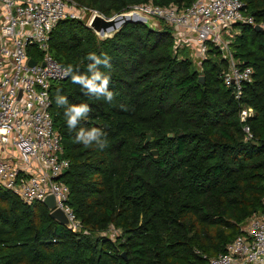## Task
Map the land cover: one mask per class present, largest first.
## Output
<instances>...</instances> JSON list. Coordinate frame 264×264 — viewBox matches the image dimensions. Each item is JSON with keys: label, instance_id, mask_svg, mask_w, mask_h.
<instances>
[{"label": "trees", "instance_id": "1", "mask_svg": "<svg viewBox=\"0 0 264 264\" xmlns=\"http://www.w3.org/2000/svg\"><path fill=\"white\" fill-rule=\"evenodd\" d=\"M75 1L110 15L133 3L190 0ZM242 1L264 22V0ZM235 25L233 53L252 68L239 99L222 82L219 51L209 48L198 71L173 47L168 27L126 21L102 39L78 19L52 27L49 52L73 68L51 82L48 109L68 159L61 177L78 227L0 187V264H206L250 213L264 212V27ZM89 53L110 57L111 67L99 70L110 76L111 102L71 79L91 75ZM57 94L68 103L57 106ZM80 104L90 111L69 129L65 109ZM241 105L252 108L249 140ZM91 128L106 134L105 149L76 142L81 129ZM110 226L118 229L113 238Z\"/></svg>", "mask_w": 264, "mask_h": 264}, {"label": "built area", "instance_id": "2", "mask_svg": "<svg viewBox=\"0 0 264 264\" xmlns=\"http://www.w3.org/2000/svg\"><path fill=\"white\" fill-rule=\"evenodd\" d=\"M124 11L167 23L172 27L173 46L189 44L199 67L208 49H217L218 57L225 61L222 82L239 99L243 84L251 80L252 68L234 55L231 28L238 23L264 27L242 0H190L180 5L145 1ZM95 12L106 18L118 13L105 15L75 0H0V187L26 203L41 202L51 193L73 230L78 219L66 201L68 186L61 177L68 159L62 155L60 136L48 109L51 82L68 74L49 52L48 39L60 19H78L86 25ZM29 58L33 64L28 63ZM251 114V106L238 109L247 140L252 133L245 120ZM239 229L223 251L207 257L206 264H264V212L250 213Z\"/></svg>", "mask_w": 264, "mask_h": 264}, {"label": "clouds", "instance_id": "3", "mask_svg": "<svg viewBox=\"0 0 264 264\" xmlns=\"http://www.w3.org/2000/svg\"><path fill=\"white\" fill-rule=\"evenodd\" d=\"M87 59L92 61V63L88 65V72L91 75H72L71 79L73 83L80 84L87 90L88 94L97 98L104 97L106 101L111 102L114 99L115 94L112 91H109L108 88L110 76L105 75L99 70L100 66H103L104 68L111 67L110 57L106 54L101 57L97 56L95 53H89ZM65 72L66 74H71L73 72L72 66L69 65ZM67 103V98L65 96L57 94V106H64ZM89 111L90 108L87 104L71 105L67 107L65 109V116L67 117L68 128H76L78 122L84 118ZM75 140L78 143L84 144L86 147L93 144H95V146L100 150L107 147L106 134L99 128H91L87 131L81 129L77 133Z\"/></svg>", "mask_w": 264, "mask_h": 264}, {"label": "water", "instance_id": "4", "mask_svg": "<svg viewBox=\"0 0 264 264\" xmlns=\"http://www.w3.org/2000/svg\"><path fill=\"white\" fill-rule=\"evenodd\" d=\"M126 21H140L150 26L143 16L131 11L118 12L117 14L108 18L103 17L100 13L95 12L92 14L86 25L90 27L94 33L110 36ZM252 27L256 30L261 29L259 24H254ZM28 63L33 64L34 60L29 58ZM197 78L200 82L203 81L202 74H199ZM168 135H171V132H168ZM148 137L149 135L146 134L145 140H147ZM150 151L151 153H155L154 149H151ZM41 203L48 209V213L51 217L55 218L60 223L67 225L68 219L62 209L55 206L54 197L51 193L46 194L41 200ZM121 254L124 255V251H121Z\"/></svg>", "mask_w": 264, "mask_h": 264}, {"label": "rangeland", "instance_id": "5", "mask_svg": "<svg viewBox=\"0 0 264 264\" xmlns=\"http://www.w3.org/2000/svg\"><path fill=\"white\" fill-rule=\"evenodd\" d=\"M141 16H143L148 24L154 28V29H163V28H167L170 30V32H172V27H170L167 23H165L164 21H162L161 19L157 18V17H154V16H150V15H145L143 13L139 14ZM238 31V28L236 25L232 26L231 28V32H237ZM96 37L98 39H102L106 36L104 35H99L97 33H95ZM174 47V46H173ZM175 49V48H174ZM177 49L180 50L181 53L183 56H186L188 57L190 60H191V63L193 64V66H195L198 71L201 70V67H199V64H198V59L194 56L193 52H192V48L190 47L189 44H186V43H179L177 44ZM199 74H202V73H199ZM118 232V229L113 227V226H110L107 230H106V233H107V236L110 237V238H113L114 235Z\"/></svg>", "mask_w": 264, "mask_h": 264}]
</instances>
